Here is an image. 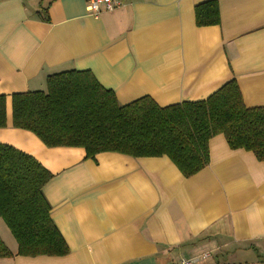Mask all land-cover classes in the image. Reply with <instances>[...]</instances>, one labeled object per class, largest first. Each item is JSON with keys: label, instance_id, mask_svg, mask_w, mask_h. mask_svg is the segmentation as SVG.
I'll return each mask as SVG.
<instances>
[{"label": "crops", "instance_id": "1", "mask_svg": "<svg viewBox=\"0 0 264 264\" xmlns=\"http://www.w3.org/2000/svg\"><path fill=\"white\" fill-rule=\"evenodd\" d=\"M207 1L123 0L95 17L87 0H0V143L53 174L42 192L70 249L0 264H264V162L223 135L209 143V166L185 178L167 156L87 159L13 127L12 95L47 92L49 76L71 70L91 71L123 106L201 101L235 79L247 107H264V0H217L220 24L198 27L195 8Z\"/></svg>", "mask_w": 264, "mask_h": 264}, {"label": "trees", "instance_id": "2", "mask_svg": "<svg viewBox=\"0 0 264 264\" xmlns=\"http://www.w3.org/2000/svg\"><path fill=\"white\" fill-rule=\"evenodd\" d=\"M40 15L50 22L47 13ZM195 15L198 27L221 22L217 0L197 5ZM12 108L14 128L49 148H83L87 159L107 152L167 156L191 178L209 166V143L223 135L232 150L264 162V107H247L235 79L201 101L161 107L143 97L123 106L91 71L71 70L49 76L47 92L12 95ZM6 126V96L0 94V128ZM52 178L33 156L0 143V219L18 244L14 254L0 238V259L70 253L42 192Z\"/></svg>", "mask_w": 264, "mask_h": 264}, {"label": "built area", "instance_id": "3", "mask_svg": "<svg viewBox=\"0 0 264 264\" xmlns=\"http://www.w3.org/2000/svg\"><path fill=\"white\" fill-rule=\"evenodd\" d=\"M88 13L98 17L105 12H113L124 6L123 0H87ZM210 253H206L203 257H210ZM199 259H182L175 264H198Z\"/></svg>", "mask_w": 264, "mask_h": 264}, {"label": "rangeland", "instance_id": "4", "mask_svg": "<svg viewBox=\"0 0 264 264\" xmlns=\"http://www.w3.org/2000/svg\"><path fill=\"white\" fill-rule=\"evenodd\" d=\"M1 221H2V219H1ZM3 222V224H4V221H2ZM5 225V224H4ZM6 226V225H5ZM10 232V231H9ZM11 234V233H10ZM12 236V235H11ZM12 238H13V236H12Z\"/></svg>", "mask_w": 264, "mask_h": 264}]
</instances>
